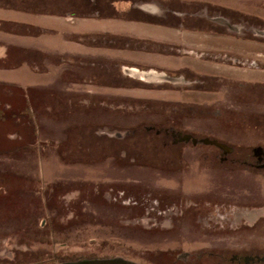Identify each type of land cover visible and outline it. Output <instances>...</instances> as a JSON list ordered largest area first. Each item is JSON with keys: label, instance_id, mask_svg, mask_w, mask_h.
<instances>
[{"label": "rangeland", "instance_id": "obj_1", "mask_svg": "<svg viewBox=\"0 0 264 264\" xmlns=\"http://www.w3.org/2000/svg\"><path fill=\"white\" fill-rule=\"evenodd\" d=\"M206 1L264 21V0ZM253 23L209 45L257 67L264 32ZM204 69L221 76L204 92L217 91L185 86L178 102L162 91L188 82L146 72L102 80L90 65L0 63V264L264 253V68Z\"/></svg>", "mask_w": 264, "mask_h": 264}, {"label": "crops", "instance_id": "obj_2", "mask_svg": "<svg viewBox=\"0 0 264 264\" xmlns=\"http://www.w3.org/2000/svg\"><path fill=\"white\" fill-rule=\"evenodd\" d=\"M235 16L206 0H0V34L10 37L0 40V63L12 59L33 65L50 59L58 65H90L102 80L146 72L164 81L188 82L174 83L176 92L162 91L181 102L185 86L194 97L217 91L204 92L209 80L221 78L205 71L209 63L241 71L264 68L262 54L259 62L251 59L257 67L250 68L245 66L248 56L209 45L240 34L243 21L254 22L248 24L253 33L264 32V21L256 16Z\"/></svg>", "mask_w": 264, "mask_h": 264}, {"label": "flooded vegetation", "instance_id": "obj_3", "mask_svg": "<svg viewBox=\"0 0 264 264\" xmlns=\"http://www.w3.org/2000/svg\"><path fill=\"white\" fill-rule=\"evenodd\" d=\"M223 261L227 262V259L220 258V263L223 264ZM264 264V253L259 252L256 254H253L251 257L248 256H242V255H235L233 260L231 261V264Z\"/></svg>", "mask_w": 264, "mask_h": 264}]
</instances>
